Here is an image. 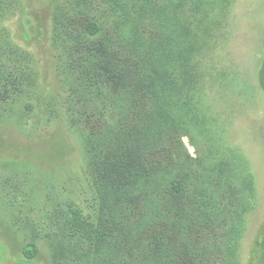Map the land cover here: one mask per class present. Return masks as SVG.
Listing matches in <instances>:
<instances>
[{
	"label": "rangeland",
	"instance_id": "obj_1",
	"mask_svg": "<svg viewBox=\"0 0 264 264\" xmlns=\"http://www.w3.org/2000/svg\"><path fill=\"white\" fill-rule=\"evenodd\" d=\"M120 2L125 8L135 3L14 0V14L4 25L13 43L30 54L38 89L22 102L29 105L23 110L17 105L11 117L0 103V264H63L53 263L45 240L58 233L50 221L53 212L65 206H89L86 213L94 223L93 195L76 132L81 125L78 113L94 111L95 102L87 100L94 90L82 91L66 67L74 56L70 39L81 31L70 20L76 17V4L78 9L85 6L86 16L108 25L99 37L112 45L114 23L122 18ZM154 3L157 18L177 39L172 46L179 55L171 65L181 69L189 92L195 90L193 100L200 102L187 124L194 146L188 136L181 142L193 159L190 178L207 175L211 210L209 225H192L186 239L178 224L174 227L169 264H182L184 254L188 264H264V0ZM127 31L130 42L117 49V56L131 66L132 45L142 49L158 33L132 22ZM184 48L189 50L187 58ZM78 73L99 76L95 70ZM196 185L192 178L191 200ZM31 243L37 253L28 260L23 251Z\"/></svg>",
	"mask_w": 264,
	"mask_h": 264
},
{
	"label": "trees",
	"instance_id": "obj_2",
	"mask_svg": "<svg viewBox=\"0 0 264 264\" xmlns=\"http://www.w3.org/2000/svg\"><path fill=\"white\" fill-rule=\"evenodd\" d=\"M133 1L129 8L121 2L117 6L122 18L114 23L116 42L112 45L99 37L108 25L86 16L85 6L78 9L76 4L73 9L76 17L70 23L81 31L70 39L74 56L66 67L82 91L94 90V96L86 92L87 100L95 102L94 111L78 113L81 125L76 132L83 146L95 218L91 225L85 205L53 212L50 224L58 233L46 235L45 240L53 263L169 264L174 256L170 236L177 224L184 239L192 225H209L207 175L192 177L197 185L191 200L193 159L181 142L188 136L194 146L187 124L200 102L193 100L195 90L189 92L181 69L171 65L179 55L172 46L177 39L171 38L154 13L156 0ZM14 7V0H0V103L7 117L17 105L21 110L29 105L22 102L38 89L30 54L13 43L4 25ZM58 19L56 15L55 24ZM130 22L134 27L145 23L158 34L142 49L130 44L135 62L128 66L118 58L117 49L123 50L130 42ZM64 50L68 54V48ZM182 53L187 58L188 48ZM82 70H95L99 76L87 74L85 78L78 73ZM186 204L191 206L188 210ZM107 249L109 254L104 255ZM36 253L34 243L23 251L28 260ZM181 259L188 264L186 254Z\"/></svg>",
	"mask_w": 264,
	"mask_h": 264
}]
</instances>
